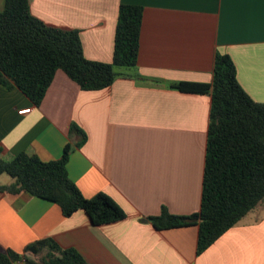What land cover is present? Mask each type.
Segmentation results:
<instances>
[{"label":"crops","instance_id":"crops-1","mask_svg":"<svg viewBox=\"0 0 264 264\" xmlns=\"http://www.w3.org/2000/svg\"><path fill=\"white\" fill-rule=\"evenodd\" d=\"M45 25L79 34L89 61L112 60L118 8H142L137 77L83 91L58 70L39 106L0 85V159L20 153L42 162L73 146L69 179L85 198L111 197L125 218L92 225L83 211L64 217L49 201L0 193V248L22 253L50 238L89 264H264V202L197 254L198 225L157 230L165 208L200 210L211 97L169 84H210L217 54L238 83L264 103V0H28ZM4 0H0V11ZM75 124L85 142L75 147ZM12 179L2 174L0 185Z\"/></svg>","mask_w":264,"mask_h":264},{"label":"trees","instance_id":"trees-1","mask_svg":"<svg viewBox=\"0 0 264 264\" xmlns=\"http://www.w3.org/2000/svg\"><path fill=\"white\" fill-rule=\"evenodd\" d=\"M142 8L121 4L118 8L112 60H87L79 34L45 25L33 17L28 0H4L0 11V85L17 88L39 106L55 73L60 70L83 91H97L120 78L137 77ZM169 87L211 97L204 160L200 210L176 216L162 208L148 217L157 230L198 225L197 254L264 202V103L254 102L242 89L228 55L217 54L210 84L179 82ZM75 147L84 133L72 124ZM73 150L67 144L59 159L42 162L20 153L0 159V176L12 182L0 185V193L20 194L56 204L64 217L83 211L92 225L125 218L121 207L105 193L85 198L69 179L67 163ZM0 264H89L74 249H62L50 238L27 245L22 253L0 248Z\"/></svg>","mask_w":264,"mask_h":264}]
</instances>
